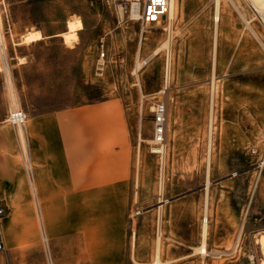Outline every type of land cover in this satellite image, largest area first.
Segmentation results:
<instances>
[{"label":"rangeland","instance_id":"obj_1","mask_svg":"<svg viewBox=\"0 0 264 264\" xmlns=\"http://www.w3.org/2000/svg\"><path fill=\"white\" fill-rule=\"evenodd\" d=\"M233 1L260 38L228 0H221L217 26L214 0H177L168 23L172 33L166 84L168 50L152 52L168 38L169 25L142 27L116 0H0L6 44V51L0 52V125L11 129L17 139L19 152L12 157L20 161L24 157V136L18 135L23 126L6 121L13 99L27 117L108 97L119 98L126 109L133 150L126 253L119 264L151 263L156 245L160 264H260L264 29L246 0ZM74 18L81 20L82 29L68 45L60 33ZM30 29L39 30L42 38L19 43ZM144 59L146 63L135 71L137 61ZM212 73L216 79L209 159ZM157 103H163L167 113L161 194L162 161L152 151L159 146L152 142ZM208 161L207 252L202 253L198 247ZM160 200L165 202L159 204ZM0 207L6 211L0 216L4 241L0 264H82L77 257L79 241L74 239L50 244L41 236L40 242L24 248L17 240L24 231L19 223L23 211L13 210L8 218L9 210Z\"/></svg>","mask_w":264,"mask_h":264},{"label":"crops","instance_id":"obj_2","mask_svg":"<svg viewBox=\"0 0 264 264\" xmlns=\"http://www.w3.org/2000/svg\"><path fill=\"white\" fill-rule=\"evenodd\" d=\"M129 127L117 97L32 114L18 130L24 136L20 161L12 157L19 152L14 133L0 125V204L9 210L8 218L13 210L23 211L24 231L17 240L24 248L41 236L50 244L67 238L79 241V263L124 260L133 150Z\"/></svg>","mask_w":264,"mask_h":264},{"label":"bare ground","instance_id":"obj_3","mask_svg":"<svg viewBox=\"0 0 264 264\" xmlns=\"http://www.w3.org/2000/svg\"><path fill=\"white\" fill-rule=\"evenodd\" d=\"M230 5L233 6L234 8L238 9V7L235 5V2L233 0H228ZM252 2V4L254 5V7L256 8L258 13H262L264 12V0H250ZM221 4V0H214V17H215V24L217 26L218 21H219V14H220V5ZM176 7H177V0H171V9L169 12V17H173L174 14L176 13ZM240 10L238 9V12ZM240 16L242 17V19L245 21L246 25L248 26V28L250 29V31L252 32V34L258 38V35L256 33V31L251 27L250 25V20L246 19V17L243 15V13L239 12ZM131 16L135 17L136 16V10H132L131 12ZM78 17V16H77ZM169 25V24H168ZM168 31H169V36L168 38L165 40L164 43H162V45L158 46V48H156L153 52L152 55H155L162 47H166L168 50V57H167V68L165 71V81L166 84L168 83L169 80V46H170V39H171V33H172V28L169 25L168 27ZM82 29V22L79 18H74L71 20H68L66 22V30L63 31L62 33H60V36L63 38L64 43L66 44H71L73 42H75L78 39L77 36V32L80 31ZM42 38V35L40 33L39 30H29L27 32H25L24 34L21 35V42L19 43H30V42H34L37 40H40ZM260 38V37H259ZM258 38V39H259ZM262 46H264L263 42L260 41ZM216 43H217V38L216 35L214 36L213 39V48H216ZM0 44L2 45L0 50L1 53H4V48L3 46H6L5 44V40L4 37L2 36L1 33V26H0ZM4 55V54H3ZM23 61V57H20V62ZM146 63V59L142 60V61H137L136 66H135V71L137 69H139L140 67H142V65ZM215 64V63H212ZM3 66L6 68L7 67V63L6 60L3 59ZM7 70V69H6ZM216 75H214L212 73L211 78H210V85L212 86V91H211V100H210V104H209V115H208V129H207V134H208V140H207V145H206V157L210 159V155H211V147H212V128H213V92H214V83H215V78ZM13 104L17 105L16 101H14L13 99ZM18 106V105H17ZM22 126H19L18 128H20ZM139 144H140V137H139ZM164 141V137L161 141H157V139L152 138V142L153 144H159V146H153L152 151L159 153L160 154V158H161V176H160V180H159V194H161L162 192V188H163V154H165V143ZM205 188H204V212H205V217L203 219V224L202 226V233H201V245L198 247L199 252L202 253H206V235H207V228H208V222H207V218H206V214L208 212V188H209V161L206 167V174H205V182L204 184ZM159 213V212H158ZM158 238V237H157ZM157 243L158 240L156 239ZM260 247H261V253H262V259L260 261V264H264V237L261 235L258 238ZM160 245V244H159ZM156 249H155V253H154V258L152 260L151 263L149 264H160L161 260H160V248L158 245H156ZM144 264V263H142Z\"/></svg>","mask_w":264,"mask_h":264},{"label":"built area","instance_id":"obj_4","mask_svg":"<svg viewBox=\"0 0 264 264\" xmlns=\"http://www.w3.org/2000/svg\"><path fill=\"white\" fill-rule=\"evenodd\" d=\"M120 3V6L123 9V12L127 14L130 19L139 21L142 27H145L150 24H166L171 21L169 17V12L171 9V0H116ZM248 7L254 13L255 18L261 24L264 29V12L258 13L254 5L250 0H246ZM136 10V16L132 17V10ZM0 44V48H1ZM6 51V46H3ZM1 52V50H0ZM154 113V132L153 138L157 141H161L164 137L167 113L165 105L163 103H157L153 108ZM27 119L26 112L17 105H10L8 108L6 121L14 127L23 126ZM252 153H255V150H251ZM26 161V171L30 172L29 164ZM264 164V160L263 163ZM6 211L4 208L0 207V216L5 215ZM4 248V242L0 236V250Z\"/></svg>","mask_w":264,"mask_h":264},{"label":"water","instance_id":"obj_5","mask_svg":"<svg viewBox=\"0 0 264 264\" xmlns=\"http://www.w3.org/2000/svg\"><path fill=\"white\" fill-rule=\"evenodd\" d=\"M204 188H205V185L203 186ZM165 201L164 200H160L159 201V204H162V203H164Z\"/></svg>","mask_w":264,"mask_h":264}]
</instances>
